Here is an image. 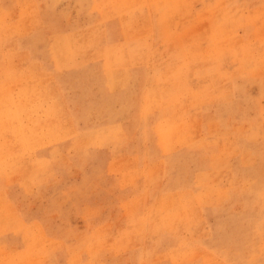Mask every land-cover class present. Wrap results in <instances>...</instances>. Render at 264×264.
<instances>
[{
	"label": "rangeland",
	"instance_id": "rangeland-1",
	"mask_svg": "<svg viewBox=\"0 0 264 264\" xmlns=\"http://www.w3.org/2000/svg\"><path fill=\"white\" fill-rule=\"evenodd\" d=\"M263 61L264 0H0V264H264Z\"/></svg>",
	"mask_w": 264,
	"mask_h": 264
},
{
	"label": "bare ground",
	"instance_id": "bare-ground-1",
	"mask_svg": "<svg viewBox=\"0 0 264 264\" xmlns=\"http://www.w3.org/2000/svg\"><path fill=\"white\" fill-rule=\"evenodd\" d=\"M173 4H174V3H173ZM220 6H221V5H220ZM218 7H219V6H218ZM218 7H217V8H218ZM181 8H182V7H181ZM217 8H216V9H217ZM220 10H222V9H220ZM220 12H221V11H220ZM220 14H221V13H220ZM257 22H258V21H257ZM246 24H247V23H246ZM208 26H209V25H208ZM225 28H226V27H225ZM228 32H229V31H228ZM262 32H263V31H262ZM209 33H210V32H209ZM209 33H208V34H209ZM182 34H183V33H182ZM227 35H228V34H227ZM209 37H210V36H209ZM223 37H224V36H223ZM230 38H231V37H230ZM189 39H190V38H189ZM238 39H239V37H238ZM232 40H233V39H232ZM240 40H241V39H240ZM236 43H237V42H236ZM247 43H248V42H247ZM240 44H241V43H240ZM231 45H232V44H231ZM245 45H246V44H245ZM239 47H241V46H239ZM238 49L240 50V48H238ZM208 53H209V51H208ZM257 55H258V54H257ZM239 58H240V57H239ZM239 58H238V59H239ZM234 59H235V58H234ZM263 62H264V61H263ZM8 71H9V70H8ZM30 77H31V76H30ZM157 89H158V88H157ZM209 96H210V95H209ZM7 102H8V101H7ZM8 104L10 105V102H8ZM7 106H8V105H7ZM9 107H10V106H9ZM8 111H10V110H8ZM8 111H7V112H8ZM8 113H9V112H8ZM8 113H7V115H8ZM9 114H10V113H9ZM10 117H11V116H10ZM8 118H9V116H8ZM4 122H5V121H4ZM7 122H8V121H7ZM7 122H6V123H7ZM32 123H33V122H32ZM187 123H188V122H187ZM51 124H52V123L50 122V126H52ZM178 125H179V124H178ZM27 126H28V125H27ZM53 126H54V125H53ZM53 126H52V127H53ZM48 127H49V126H48ZM25 128H26V127H25ZM28 128H29V127H28ZM28 128H27V129H28ZM49 128H50V127H49ZM69 131H70V130H69ZM33 138H34V137H33ZM81 142H82V141H81ZM7 157H8V156H7ZM24 164H25V163H24ZM36 166H37V165H36ZM22 167H23V166H22ZM22 167H21V168H22ZM23 171H24V170H23ZM24 173H25V172H24ZM24 173H23V174H24ZM27 173H28V172H27ZM27 173H26V175H27ZM31 174H32V173H31ZM21 175H22V174H21ZM21 175H20V176H21ZM25 180H26V179H25ZM0 197H1V196H0ZM193 202H194V201H193ZM165 204H166V203H165ZM170 207H171V206H170ZM193 208H194V207H193ZM176 213H177V212H176ZM180 213H181V211H180ZM178 214H179V213H178ZM186 214H187V213H186ZM176 215H177V214H176ZM174 216H175V215H174ZM182 216H183V215H182ZM194 217H195V216H194ZM176 218H177V217H176ZM195 219H196V218H195ZM178 222H179V221H178ZM178 225H179V224H178ZM181 225H182V224H181ZM172 229H173V228H172ZM180 230H181V229H180ZM193 247H194V246H193ZM194 248H195V247H194ZM192 249H193V248H192ZM189 250H190V249H189ZM192 253H193V252H192ZM189 254H190V253H189ZM191 255H192V254H191ZM198 257H199V256H198ZM203 257H204V256H203ZM194 259H195V258H194ZM207 260H208V259H207ZM208 264H209V263H208Z\"/></svg>",
	"mask_w": 264,
	"mask_h": 264
}]
</instances>
